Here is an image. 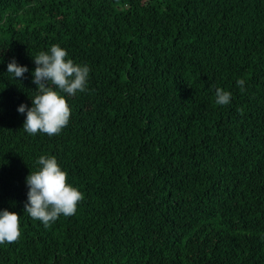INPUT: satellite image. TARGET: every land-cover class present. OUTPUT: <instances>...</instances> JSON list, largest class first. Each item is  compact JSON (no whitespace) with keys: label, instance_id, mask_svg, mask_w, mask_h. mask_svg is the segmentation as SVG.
<instances>
[{"label":"trees","instance_id":"obj_1","mask_svg":"<svg viewBox=\"0 0 264 264\" xmlns=\"http://www.w3.org/2000/svg\"><path fill=\"white\" fill-rule=\"evenodd\" d=\"M52 45L87 90L62 94L59 135H29L17 109ZM41 155L83 195L47 228L24 211ZM2 210L21 235L0 264H264V0H0Z\"/></svg>","mask_w":264,"mask_h":264},{"label":"clouds","instance_id":"obj_2","mask_svg":"<svg viewBox=\"0 0 264 264\" xmlns=\"http://www.w3.org/2000/svg\"><path fill=\"white\" fill-rule=\"evenodd\" d=\"M67 51L59 45L41 51L33 58L35 70L32 83L36 90L31 99L32 106L21 104L17 111L25 115L22 130L29 135H59L68 125L71 110L65 95L75 96L87 90L90 69L67 58ZM29 70L20 66L15 59L7 65V73L13 79H23ZM237 86L245 90V80L238 79ZM231 93L222 88L215 89V103L228 105ZM36 164L38 170L30 171L26 177L27 202L25 213L44 227L54 223L62 214L74 215L77 205L83 200L82 193L67 183V173L61 169L55 157L41 155ZM20 216L8 210L0 211V244L17 242L20 238Z\"/></svg>","mask_w":264,"mask_h":264}]
</instances>
